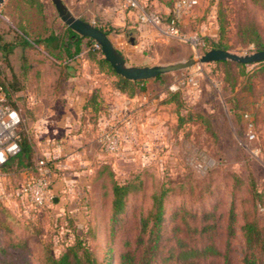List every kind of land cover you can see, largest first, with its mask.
I'll return each instance as SVG.
<instances>
[{
	"label": "rangeland",
	"instance_id": "374dc122",
	"mask_svg": "<svg viewBox=\"0 0 264 264\" xmlns=\"http://www.w3.org/2000/svg\"><path fill=\"white\" fill-rule=\"evenodd\" d=\"M36 1L45 7L44 15L37 4L31 6L27 0H5L0 18V34L5 39L10 41L16 33H26L34 40L43 21L57 34L62 32L65 25L51 0ZM63 1L76 17L89 21L121 3L135 11L139 22L142 14L166 17L171 12V7L168 12L159 11L164 0H155L158 12L156 6L141 4L142 0ZM219 18L224 23L222 33ZM247 19L257 24L264 39L261 4L251 0H199L181 14L177 36L167 31L159 33L156 26L161 24L150 25L155 38L143 46V62L130 50L137 43L135 35L120 45L117 40L124 32L121 28L109 26L106 32L112 41L117 39L116 46L128 62L155 66L196 58L210 51L213 43L237 54L255 52V47L243 43L237 33ZM157 34L168 44L156 41ZM85 42L81 45L83 58L89 53ZM29 50L38 52L36 48ZM22 53L19 50L18 56ZM255 66L247 65L245 72H253ZM97 67L85 68L84 72L95 73ZM232 73L219 63L196 66L149 80L131 97L112 93L117 77L110 72L112 77L101 81L105 89L101 109L97 113L83 112L74 130L85 136L74 144L80 154L72 160L64 155L53 159L55 168L49 167L48 181L53 186L61 182L62 189L55 191L53 187L47 192L46 204L35 206L33 222L22 214L27 211L23 204L33 208L30 200L20 201L13 193L36 179L37 173L1 174L0 189L7 198L1 203L13 218H3L5 213L0 216L4 219L0 223V264H44L47 253L59 257L77 241H82L100 264H122L126 240L134 239L141 217L150 211L153 194L161 189L166 197L160 241L167 249L178 225L180 236L195 233L193 229L202 225V216L213 214L209 224L215 225V243L224 251L233 209L230 257L233 264H243L241 227L253 219L264 225V71H258L250 82ZM9 79V70L1 64L0 82L8 83ZM19 115L18 131L25 132L36 147L38 168L45 160L41 155L43 141ZM106 137H114L115 149H106ZM114 183H130L134 191L127 197L121 219L112 226ZM30 221L38 228L32 233L25 229ZM196 242L200 244L202 239ZM154 264H162L161 259Z\"/></svg>",
	"mask_w": 264,
	"mask_h": 264
},
{
	"label": "trees",
	"instance_id": "16d2710c",
	"mask_svg": "<svg viewBox=\"0 0 264 264\" xmlns=\"http://www.w3.org/2000/svg\"><path fill=\"white\" fill-rule=\"evenodd\" d=\"M31 3V6L38 5L39 13L44 15V6L38 3L36 0H27ZM254 4H261L264 7V0H251ZM173 6L171 4L170 15L166 17H158L160 24L168 27L173 18ZM42 30L38 31L36 38L30 40L26 33H16L14 38L10 41L5 39L0 34V70L1 64H4L10 72L8 83L0 82L2 88L3 97L5 104L17 111L18 101L11 103L9 99L17 98L20 92L26 90V84L21 77H18L12 67L11 57L14 56L16 50L23 52L21 58L23 61L25 58V51L33 49L35 45L43 44L47 52L50 55H55L60 58L63 54L67 55V58L74 60L81 53L82 40L68 27L64 26V29L60 34L47 25L44 21L42 22ZM221 33L224 31V23L220 20ZM102 29V28H101ZM104 30V29H103ZM237 33L240 39L246 45H253L256 51L264 50V39L262 33L259 30L257 24L251 19H247L245 23H242L237 28ZM106 31V30H104ZM18 32V31H17ZM108 34V32H107ZM66 46V47H65ZM95 42L88 40L86 48L88 49V57L98 64L101 70H108L112 72L116 77L117 81L114 83V87L121 93L134 96L137 94L140 86H143L147 81L144 82H133L126 80L113 71L111 66L104 60L100 53V49H96ZM211 49H223L219 43H213L209 48ZM233 71L232 75L238 77H246V81L250 82L251 79L256 75L258 71H264V62L257 64L253 72L246 73L247 65H241L233 62H219ZM237 70V72H236ZM251 74V75H250ZM160 78V77H159ZM156 80V79H154ZM176 98V95L173 96ZM19 99V98H17ZM101 103L99 101L98 93H93L87 99L86 106L91 108L92 112L97 113L99 111ZM20 136V152L11 157L8 162L1 168V173H10L11 171L18 173H30L35 171L37 173V165L35 159V146L32 140L26 135L25 132L19 133ZM46 166L49 168H55V161L53 158H45ZM34 172V173H35ZM53 185L50 183L49 189L52 190ZM134 191L130 183L118 184L114 183L112 186V199H111V214L110 223L115 226L121 216L125 212V204L127 197ZM166 197V191L161 189L152 196V205L150 211L141 217L138 223V231L134 239L126 240L125 251L121 254L122 264H154L156 259L160 258L162 264H233L230 257V239L234 235L233 226L231 225L234 221L233 209H231L230 224L228 225L227 243L224 251H221L214 238L215 225L209 224L213 214L202 216V225L199 228H194L195 233L189 232L180 236L178 233L181 230V226H177V230L173 233L170 238V246L168 249L160 241L161 229L163 223L164 214V199ZM22 201V199H20ZM23 204V202H21ZM54 205H58L54 200ZM26 211H23V215L28 220H34V214L36 207L30 208L23 204ZM23 209V210H24ZM0 216L3 218L10 219L12 216L6 210L5 206L0 202ZM19 216H21L19 214ZM1 218V217H0ZM0 219V223H4V219ZM13 218V217H12ZM30 223L25 226V229L32 233L34 230H38L34 226L35 223ZM33 222V221H32ZM200 229V230H199ZM0 228V232H1ZM242 237L244 240V249L242 251V262L243 264H264V225L260 226L256 219L246 220L241 227ZM198 232V233H197ZM37 233H39L37 231ZM200 239H196L194 237ZM202 242L199 244L198 240ZM44 264H100L97 257L93 252L83 246L82 241H77L73 245L66 247L64 252L59 256L55 257L50 253H47L44 257Z\"/></svg>",
	"mask_w": 264,
	"mask_h": 264
},
{
	"label": "crops",
	"instance_id": "0c3cea01",
	"mask_svg": "<svg viewBox=\"0 0 264 264\" xmlns=\"http://www.w3.org/2000/svg\"><path fill=\"white\" fill-rule=\"evenodd\" d=\"M142 1L141 4H150V7L156 6L155 11L158 12L155 0ZM4 2L5 0L0 5V18L2 17L1 8ZM160 6L159 11L165 13L169 11L171 4L169 0H164V4ZM80 19L94 23L95 26L104 30L108 29L109 26L115 29L121 28V31L124 32L120 33L119 39L111 41L127 62L125 54L117 48L116 40L122 45L123 40L135 35L137 43L132 45L130 50L134 54H138L136 58L143 62L144 59L141 57L144 55L143 46L155 38L154 31L150 28V25L154 26V23L150 22V24L141 21V19L139 22L135 11L126 3L119 4L111 12L105 11L99 19L91 21ZM156 28L159 33H164L163 31L168 29L164 25L156 26ZM156 36V41L168 44L166 39L160 40V36L158 34ZM81 40L82 43L86 40L85 44L88 41V39ZM130 41L132 40L130 39ZM34 48L38 49L36 54L30 50L25 51V61L18 56L19 50H16L14 56L11 57V64L16 75L21 77L26 84V90L17 95L19 98L17 111L22 115L23 120L27 119V126L34 131V135H39L43 141L42 157L56 159L64 155L71 160L75 159L81 150L74 144L76 141H81V138H85V136L84 134L83 136L80 135L78 130H74L80 125L81 114L86 111L92 112L91 108L85 107L87 99L96 92L102 104L101 98H104L105 89L104 82L101 81L112 76L108 70H100L88 56L83 58L82 53L74 60L67 58L66 54L60 56V59L55 55H50L43 44L35 45ZM142 62L130 61L128 63L137 67L146 66ZM88 67H97V69L92 74L84 72L85 68ZM79 80L82 84H80L81 82L78 83ZM116 81L117 79H113L114 83ZM72 83L74 85H71ZM112 93L116 96L122 94L114 86ZM99 109H101V105ZM27 133H29L28 130ZM53 187L55 191L60 190L62 183L57 182Z\"/></svg>",
	"mask_w": 264,
	"mask_h": 264
},
{
	"label": "water",
	"instance_id": "95a60500",
	"mask_svg": "<svg viewBox=\"0 0 264 264\" xmlns=\"http://www.w3.org/2000/svg\"><path fill=\"white\" fill-rule=\"evenodd\" d=\"M62 23L79 38L94 41L101 50L104 60L111 66L116 75L133 82H144L166 74L187 70L219 62H233L241 65H257L264 62V50L237 54L223 49H212L196 58H190L172 64L137 67L130 65L116 49L103 29L93 23L76 17L63 0H51Z\"/></svg>",
	"mask_w": 264,
	"mask_h": 264
},
{
	"label": "built area",
	"instance_id": "2783aa9c",
	"mask_svg": "<svg viewBox=\"0 0 264 264\" xmlns=\"http://www.w3.org/2000/svg\"><path fill=\"white\" fill-rule=\"evenodd\" d=\"M3 0H0V5ZM199 0H176L173 6V18L167 29V34L177 36L178 30L176 28L180 16L183 12L193 8L198 4ZM141 21L152 22L156 25L160 24V19L156 16H148L143 14ZM96 48L99 46L96 44ZM248 118V115H246ZM21 124V118L15 109L5 104L2 88L0 87V176L1 168L8 162V160L16 156L20 152V136L18 128ZM114 137H106V149H115ZM254 135H250L253 139ZM50 174L49 168L44 162L39 164L37 168V177L33 181L27 182L22 188L15 191L13 196L18 199L29 201L35 207L36 205L46 204L48 201L47 192L50 191V183L48 177ZM7 198L0 189V202H4Z\"/></svg>",
	"mask_w": 264,
	"mask_h": 264
}]
</instances>
